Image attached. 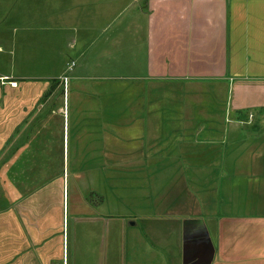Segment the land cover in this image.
<instances>
[{"label": "crops", "instance_id": "0c3cea01", "mask_svg": "<svg viewBox=\"0 0 264 264\" xmlns=\"http://www.w3.org/2000/svg\"><path fill=\"white\" fill-rule=\"evenodd\" d=\"M88 5L104 0H0V90L60 80L47 90L65 93L63 134L67 120L74 143L67 210L64 187L46 188L57 135L12 143L0 167V186L17 185L1 195L0 264H69L65 216L77 227L108 213L174 221L130 239L153 264H264V135L255 134L264 120V0H144L130 22L139 18L141 34L124 49L132 72L98 76L93 87L64 66ZM40 46L50 62L34 63ZM125 78L133 82L118 83ZM75 96L87 102L70 109ZM3 104L7 95L1 116Z\"/></svg>", "mask_w": 264, "mask_h": 264}, {"label": "rangeland", "instance_id": "374dc122", "mask_svg": "<svg viewBox=\"0 0 264 264\" xmlns=\"http://www.w3.org/2000/svg\"><path fill=\"white\" fill-rule=\"evenodd\" d=\"M143 1L104 0L103 7L99 5L97 7L95 5H88L87 8L89 9L85 12L88 15L86 27L79 29L77 46L70 53H64V66L68 69V66L74 63L72 72L75 71L78 75L84 73L87 76L84 81H81L83 85L88 84L93 87L96 84L93 80L104 79L108 75H125L132 72L128 64H125L127 55L124 49L128 46L129 34H141L139 31L142 25L138 23L139 18H136L134 23L130 22L133 19V15L138 12L137 10L142 8ZM100 7H102V11H100V14L95 20L91 21L92 13ZM79 23H81L79 25L80 27L84 21L80 20ZM117 47L121 50L119 52H113ZM49 55L43 46H40L39 49L34 50L32 53V56L36 58L34 60L36 64L50 62V59L46 60ZM26 65H30V63L25 61L24 66ZM37 72L45 73L47 71L40 67ZM29 73H32L31 69L25 71V74ZM41 75L43 77V73ZM65 75L70 76L71 73L69 74L67 70ZM50 81L51 79L41 80L38 83L40 86L36 91L31 86L27 87L29 85L28 82H25L28 85L25 84L22 90L18 88V90L12 91L8 87L0 90V100L3 95H7L8 99L7 108L3 104V108H5L4 116H1L0 106V167L2 160L6 159V157L8 158L12 152L14 148L12 143L18 138L19 142H21L23 135H57L55 137L54 149L50 148L51 151L47 153L45 158V169L48 175H50V179L46 183V188H49L50 195L53 192V185L56 184L57 187L61 186V193L64 187L67 210V194L71 191V187L69 190L68 187L70 181L73 179L71 169L72 155L74 152L73 135H71V132L70 134L68 132L69 125L67 124V120L65 133L63 134L64 114L61 113L59 107L62 104L61 102L65 100V93L61 92L58 89L59 87H53L50 92L47 90V87L50 84L52 85V83L58 86L60 80L59 82ZM131 82L133 81L126 78L118 81L119 84L125 86ZM84 101L87 102L84 97L79 98L75 96L69 103L70 109H73L77 105L83 106L85 104ZM24 109L25 115H22ZM79 109L75 108L76 112H79ZM55 110L57 113L56 117L51 113V111L55 112ZM6 111L10 113L8 116H6ZM49 115H51L50 118ZM256 125L258 126V133L255 134L264 135V120ZM247 128L251 129V127ZM16 186V182L10 185L8 181H6L5 185L0 186V204L3 199L1 195L3 193H11ZM109 194L111 195V191H109ZM49 198L52 199L53 197L49 196ZM118 200V202L123 204L122 200ZM122 207L126 208L127 205L123 204ZM125 210L128 211L129 209ZM121 211L124 210L119 208L120 213ZM105 212L111 211L105 209ZM164 217V215L155 214L148 215L147 217H143V215L129 217V215L122 213L120 215L108 213L103 218L102 223L92 224L88 222L76 227L74 218L70 217L68 219L69 217L65 216L66 224L69 220L70 235L72 234L68 248L69 264H153L152 262L154 260L148 257L144 252V248L141 247L139 250L138 246L131 247L130 239L144 237L145 231L149 229L162 230L164 228H171L174 221L165 219ZM130 223H134V225H129ZM74 234H77V240L74 239ZM152 236L158 241V236L155 235H149L147 237L145 235V238L152 239ZM163 252L166 259H176L175 253ZM156 258L158 263L162 261L160 257L157 256Z\"/></svg>", "mask_w": 264, "mask_h": 264}, {"label": "built area", "instance_id": "2783aa9c", "mask_svg": "<svg viewBox=\"0 0 264 264\" xmlns=\"http://www.w3.org/2000/svg\"><path fill=\"white\" fill-rule=\"evenodd\" d=\"M73 67H74V63H71L68 67L69 71L73 70ZM64 82H67V78L65 77L64 78Z\"/></svg>", "mask_w": 264, "mask_h": 264}, {"label": "water", "instance_id": "95a60500", "mask_svg": "<svg viewBox=\"0 0 264 264\" xmlns=\"http://www.w3.org/2000/svg\"><path fill=\"white\" fill-rule=\"evenodd\" d=\"M129 225H134V223H130Z\"/></svg>", "mask_w": 264, "mask_h": 264}]
</instances>
